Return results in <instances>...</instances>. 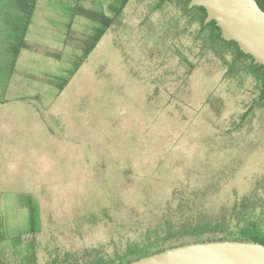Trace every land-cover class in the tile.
<instances>
[{
	"label": "rangeland",
	"instance_id": "374dc122",
	"mask_svg": "<svg viewBox=\"0 0 264 264\" xmlns=\"http://www.w3.org/2000/svg\"><path fill=\"white\" fill-rule=\"evenodd\" d=\"M184 1L130 0L61 92L101 25L68 9L116 0H38L13 64L0 9V264H29L30 244L37 264L115 257L166 219L264 207L251 60L230 74L235 46Z\"/></svg>",
	"mask_w": 264,
	"mask_h": 264
},
{
	"label": "trees",
	"instance_id": "16d2710c",
	"mask_svg": "<svg viewBox=\"0 0 264 264\" xmlns=\"http://www.w3.org/2000/svg\"><path fill=\"white\" fill-rule=\"evenodd\" d=\"M38 0H2L0 9H7L9 12L14 9V14L10 13L4 17L6 22V29L10 32L7 37V50L10 52L11 59L9 62L11 64L12 58L18 56V53L25 45V38L29 31L31 24V19L33 16V11L36 8ZM80 1V0H79ZM130 0H116L114 6H112V15H108L101 11L100 15L97 17L94 13L88 9H83L76 3L71 9H68L72 17L77 13L87 15L92 18L99 20L101 25L96 29V35L93 36L92 40L88 43V46L84 52L83 58L81 57L78 61H75L73 68H71L69 76L65 77L62 83L58 87V91L61 92L65 86L70 81V78L75 75L83 61L89 53L96 47L98 41L106 33L108 28H110L114 22L121 17L123 10ZM173 0H159V5L171 2ZM260 6L264 9V0H257ZM190 0L184 1V10L186 12L197 11V17L201 20L202 30L210 28L212 32V39H219L226 44H232L235 46V51L233 53V60L230 63L229 72L237 74L239 70V62L242 59H250L251 62L247 70L254 76L256 83V89L258 90V98L255 104L264 103V66L259 63L254 62V58L250 54L244 53L237 42L234 40H226L221 36V29L217 25L216 21L212 20L208 24H205V18L207 16V11L202 6L189 7ZM215 42V41H213ZM246 67L243 66V69ZM242 69V68H241ZM245 119V117H242ZM235 204L230 210H228L225 215H213L209 214L204 210H198L195 212V216H186L182 220H170L166 219L167 223L162 227V229H157V236L164 235L162 240H153L150 236L148 237L146 243L142 245L139 242L128 243L127 247L124 249L123 253H118L115 257H104L98 256L91 258L88 254V258H80L72 253H65V255L59 259L55 257L53 261L49 264H128L134 260L154 254L156 252L162 251L164 249L199 241H209V240H222V239H232V240H242L250 241L264 244V207L250 206L242 204ZM40 228L37 226V218L34 210L30 208V226L28 227V232L34 234L37 233ZM172 243H168L172 241ZM30 248L34 250L29 256L27 262L29 264H37L35 245L30 244Z\"/></svg>",
	"mask_w": 264,
	"mask_h": 264
},
{
	"label": "water",
	"instance_id": "95a60500",
	"mask_svg": "<svg viewBox=\"0 0 264 264\" xmlns=\"http://www.w3.org/2000/svg\"><path fill=\"white\" fill-rule=\"evenodd\" d=\"M207 11L205 24L216 21L221 36L234 40L264 66V9L257 0H190ZM128 264H264V244L222 239L186 243Z\"/></svg>",
	"mask_w": 264,
	"mask_h": 264
}]
</instances>
